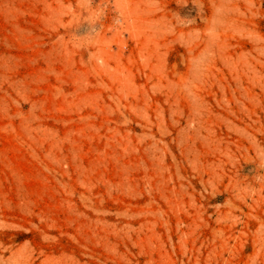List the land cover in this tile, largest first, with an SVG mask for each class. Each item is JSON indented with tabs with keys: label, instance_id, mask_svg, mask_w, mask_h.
<instances>
[{
	"label": "rangeland",
	"instance_id": "obj_1",
	"mask_svg": "<svg viewBox=\"0 0 264 264\" xmlns=\"http://www.w3.org/2000/svg\"><path fill=\"white\" fill-rule=\"evenodd\" d=\"M0 264H264V0H0Z\"/></svg>",
	"mask_w": 264,
	"mask_h": 264
}]
</instances>
